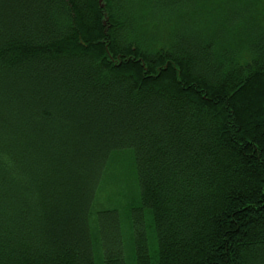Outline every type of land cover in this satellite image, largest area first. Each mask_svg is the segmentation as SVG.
<instances>
[{"label":"trees","instance_id":"16d2710c","mask_svg":"<svg viewBox=\"0 0 264 264\" xmlns=\"http://www.w3.org/2000/svg\"><path fill=\"white\" fill-rule=\"evenodd\" d=\"M264 0H0V264H264Z\"/></svg>","mask_w":264,"mask_h":264},{"label":"rangeland","instance_id":"374dc122","mask_svg":"<svg viewBox=\"0 0 264 264\" xmlns=\"http://www.w3.org/2000/svg\"><path fill=\"white\" fill-rule=\"evenodd\" d=\"M260 23L264 25V5L260 8Z\"/></svg>","mask_w":264,"mask_h":264}]
</instances>
